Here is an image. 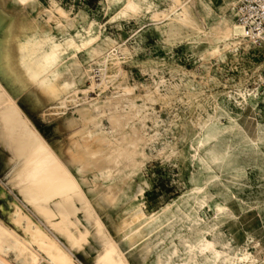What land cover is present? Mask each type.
Masks as SVG:
<instances>
[{
	"label": "rangeland",
	"instance_id": "1",
	"mask_svg": "<svg viewBox=\"0 0 264 264\" xmlns=\"http://www.w3.org/2000/svg\"><path fill=\"white\" fill-rule=\"evenodd\" d=\"M236 3L0 0V83L128 264H264V45L227 35ZM122 80L130 92L117 88ZM2 101L0 113L12 106ZM91 102H99L92 135L120 157L83 168L70 122ZM4 121L0 220L14 227L17 138ZM77 216L90 233L73 258L93 264L101 243ZM4 256L25 264L11 249Z\"/></svg>",
	"mask_w": 264,
	"mask_h": 264
},
{
	"label": "bare ground",
	"instance_id": "2",
	"mask_svg": "<svg viewBox=\"0 0 264 264\" xmlns=\"http://www.w3.org/2000/svg\"><path fill=\"white\" fill-rule=\"evenodd\" d=\"M17 2L24 6L29 0ZM227 35L236 37V40L249 36V40L264 45L262 36H260L262 40L258 41L257 37L238 21L229 25ZM116 86L124 92L132 90L125 80ZM0 94L5 102L12 104L11 107L3 108L0 120H6L4 122L7 130L5 127L4 129L7 132L15 128L16 132H12L16 133L17 138L12 149L14 154L10 160L13 164L11 163L8 170L10 178L8 180L22 197V199L16 197L12 201L14 211L10 213L9 220L14 227L0 220V264H11L4 256L5 248L13 250L14 256L25 264H39L38 256H41L42 260H47L49 264H78L73 258V251L83 247L90 233L88 228L79 227L81 224L77 216L79 210L84 213L86 223L91 226L93 235L101 243V249L97 252L93 264H128L115 241L104 230L101 219L93 215L92 207L78 181L50 145L33 126L31 127L29 119L19 113V107L1 83ZM66 103L67 98H62L57 109L65 108ZM98 104L99 102H91L88 106L80 107L76 110L80 122L75 120L70 122L72 134L78 135L81 139L75 141L74 146L77 149L75 157L82 163L83 168L109 165L113 159L120 157V153H111L110 142L107 139L98 134L92 135L98 126L97 115L94 113ZM15 121L17 125L10 128L9 124ZM76 202H79V207ZM48 227L53 232H50ZM16 229H19L21 234ZM54 232L65 237L67 245H63Z\"/></svg>",
	"mask_w": 264,
	"mask_h": 264
},
{
	"label": "built area",
	"instance_id": "3",
	"mask_svg": "<svg viewBox=\"0 0 264 264\" xmlns=\"http://www.w3.org/2000/svg\"><path fill=\"white\" fill-rule=\"evenodd\" d=\"M236 20L257 37L264 40V0H238Z\"/></svg>",
	"mask_w": 264,
	"mask_h": 264
},
{
	"label": "crops",
	"instance_id": "4",
	"mask_svg": "<svg viewBox=\"0 0 264 264\" xmlns=\"http://www.w3.org/2000/svg\"><path fill=\"white\" fill-rule=\"evenodd\" d=\"M9 154L8 150L4 148L2 145H0V175H3V173L6 170V155Z\"/></svg>",
	"mask_w": 264,
	"mask_h": 264
}]
</instances>
